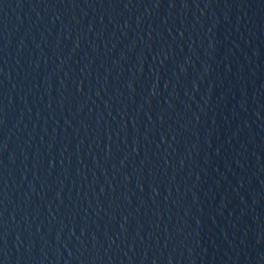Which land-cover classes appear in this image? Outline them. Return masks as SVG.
<instances>
[{"label": "water", "instance_id": "obj_1", "mask_svg": "<svg viewBox=\"0 0 264 264\" xmlns=\"http://www.w3.org/2000/svg\"><path fill=\"white\" fill-rule=\"evenodd\" d=\"M0 264H264V0H0Z\"/></svg>", "mask_w": 264, "mask_h": 264}]
</instances>
